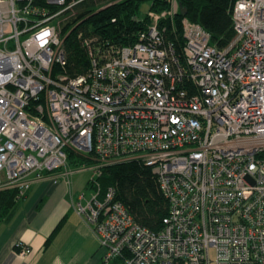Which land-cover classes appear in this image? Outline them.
Segmentation results:
<instances>
[{
	"label": "built area",
	"instance_id": "2783aa9c",
	"mask_svg": "<svg viewBox=\"0 0 264 264\" xmlns=\"http://www.w3.org/2000/svg\"><path fill=\"white\" fill-rule=\"evenodd\" d=\"M88 0H0V191L93 171L74 203L104 264H264V0H232L235 37L212 44L178 0L149 11L133 45H89L71 77L61 25ZM69 152L93 165L67 170ZM150 167L169 202L163 228L140 225L97 179ZM26 258L31 248L15 247Z\"/></svg>",
	"mask_w": 264,
	"mask_h": 264
},
{
	"label": "trees",
	"instance_id": "16d2710c",
	"mask_svg": "<svg viewBox=\"0 0 264 264\" xmlns=\"http://www.w3.org/2000/svg\"><path fill=\"white\" fill-rule=\"evenodd\" d=\"M110 0H88L76 8V13L61 25L67 59L66 73L71 76L85 74L90 66L89 45L95 49L102 44L133 45L140 32L150 24L148 16H140L144 2L150 3V11L162 12L167 0H122L104 7ZM186 9L176 17V32L171 25L166 38L175 43L181 54L183 45L182 19L202 25L212 37V44L227 46L235 37L232 18V0H178ZM75 154L69 152L71 159ZM81 158V157H80ZM83 161H89L81 158ZM104 194L114 188L115 199L128 209L142 226L158 232L168 215L169 202L161 190L157 177L150 167L140 162L114 164L103 169L97 179ZM21 199L16 191H0V218L11 217Z\"/></svg>",
	"mask_w": 264,
	"mask_h": 264
},
{
	"label": "crops",
	"instance_id": "0c3cea01",
	"mask_svg": "<svg viewBox=\"0 0 264 264\" xmlns=\"http://www.w3.org/2000/svg\"><path fill=\"white\" fill-rule=\"evenodd\" d=\"M77 175L69 183L36 184L11 217L0 218V264H104V250L92 224L74 205L91 177ZM18 243L31 248L32 254L18 256Z\"/></svg>",
	"mask_w": 264,
	"mask_h": 264
},
{
	"label": "rangeland",
	"instance_id": "374dc122",
	"mask_svg": "<svg viewBox=\"0 0 264 264\" xmlns=\"http://www.w3.org/2000/svg\"><path fill=\"white\" fill-rule=\"evenodd\" d=\"M122 0H110L108 2L103 3L102 5L104 7L110 5V4H115L117 2H120ZM150 11V3L149 2H144L140 8V16L141 17H145ZM83 158V157H81ZM80 156H73L71 159L69 158V162H68V168L67 170H75L78 169L79 167L82 166H91L93 165L92 162L90 161H83L81 160ZM87 160V158H85ZM94 175L93 171H86L83 173H78V175L76 176L77 178H89V176L92 178V176ZM90 186V183L88 182V187ZM87 187V188H88ZM85 193H90L89 190L84 191Z\"/></svg>",
	"mask_w": 264,
	"mask_h": 264
},
{
	"label": "water",
	"instance_id": "95a60500",
	"mask_svg": "<svg viewBox=\"0 0 264 264\" xmlns=\"http://www.w3.org/2000/svg\"><path fill=\"white\" fill-rule=\"evenodd\" d=\"M181 11H182L183 15H186V9L185 8H181Z\"/></svg>",
	"mask_w": 264,
	"mask_h": 264
}]
</instances>
